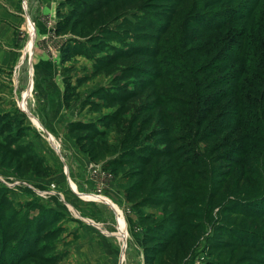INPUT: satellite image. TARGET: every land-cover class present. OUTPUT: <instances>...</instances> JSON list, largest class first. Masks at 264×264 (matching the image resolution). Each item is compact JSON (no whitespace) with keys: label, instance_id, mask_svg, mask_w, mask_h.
I'll return each mask as SVG.
<instances>
[{"label":"rangeland","instance_id":"obj_1","mask_svg":"<svg viewBox=\"0 0 264 264\" xmlns=\"http://www.w3.org/2000/svg\"><path fill=\"white\" fill-rule=\"evenodd\" d=\"M59 1L37 0L18 56L0 67V264H145L143 246L156 248L149 264H264V96L247 91L235 127L227 100L203 99L225 88L209 82L237 61L194 76L184 67L202 71L229 37L200 34L194 16L254 8L225 29L259 43L264 0H77L78 27L95 45L64 63L74 35L55 32ZM181 45L189 50L177 57ZM192 78L202 82L194 97ZM146 147L157 156L147 166L133 158Z\"/></svg>","mask_w":264,"mask_h":264},{"label":"trees","instance_id":"obj_2","mask_svg":"<svg viewBox=\"0 0 264 264\" xmlns=\"http://www.w3.org/2000/svg\"><path fill=\"white\" fill-rule=\"evenodd\" d=\"M102 1H108V0H102ZM98 2V1H97ZM251 4H253L252 0L248 1ZM82 4V2H79L77 0H66L64 3L62 2V0L59 1V4L57 5L56 8V24H55V32L56 34H60V35H64L68 32L72 33L74 35V37L72 39H70L66 45L61 48V61L67 62L69 61L73 55L78 54V53H83V45L88 44V46L90 47H94L95 45V38L92 35H85L82 32V28H79L78 25L80 22H78L77 20V16L78 11L77 8L79 5ZM64 5H67L69 8V12L70 14H63L61 9L64 7ZM82 7V6H81ZM74 8V9H73ZM73 9V10H72ZM232 9H235L234 7H232ZM232 9H231V13L230 14H225L226 12H224V14L220 15V14H216V12H213L212 14H209L207 17H202L203 14L197 15L193 17V20L196 23V26L198 27V31L201 33L204 32H211V31H216L217 28L219 29L222 36H229L227 39L222 40V42H219V44L216 46V48H219L218 52L216 53V55L214 57H212L211 61H210V65L206 66L205 69H203L202 71H197L199 68H201L200 66L196 67V65L191 62L190 60L185 61L186 66L183 65V63L178 60V62H180L181 66L183 65L184 67H186V74H187V69H190L189 74L190 76H194L195 75H200L199 73H204L205 71H213V68L215 66H212V64L217 60V59H221L219 60V62H228V61H237V64L234 66H231L229 69L226 70H222L221 75L218 77H215L211 82L209 87H220V86H225L224 89H222L220 92H218L217 94H213L212 96V101L210 100V97L208 98V96H206V100L203 99V104H205L207 102V100H209V103H211L212 105H218L219 103H221V101L227 100L226 103H229V107L230 109L224 113H228L231 116L235 117V121L234 124L235 127L238 126H242L243 127V123L241 124L240 117L241 116H246L247 112H248V108H244V104L247 103L246 101L252 99L253 97L250 96V94H247V91L252 92L253 95L259 96V97H263L264 96V39H262L259 43H255V41L253 40V38L249 35L246 34V32H232L231 34L226 32V26H228L231 22H233L234 20H238V19H243V18H247L249 16H252V13L254 11V8L252 9L251 7L247 8L246 13H244V10L242 12V8L237 9L238 13H232ZM233 14V15H231ZM231 15V16H229ZM165 24L163 22H158L157 25H154L153 29H155L158 33H160V31L164 28ZM220 27V28H219ZM225 29V30H224ZM98 37V36H97ZM94 38V39H93ZM82 41H85L82 42ZM179 42V41H178ZM202 50L205 48H203L202 45L199 46ZM209 47V46H208ZM181 49V52H179V55L177 57H181L183 56L187 50H189V48H184L182 50V45L178 48V50ZM196 49H198L196 47ZM153 50V49H152ZM154 51V50H153ZM167 51H170L171 54L168 53V56H166L164 53ZM161 52V51H159ZM162 53L165 55L166 58L168 59H174L175 60V56L176 53L173 54V49L172 47L167 43L166 44V48H163ZM159 54V53H158ZM187 59V58H186ZM177 62V61H176ZM167 62H165L166 64ZM179 64V65H180ZM182 66V67H183ZM188 66V68H187ZM202 67H205L202 65ZM163 71L161 72V74L166 73V75L170 74L169 73V69L168 67H163ZM152 75H157L154 74V72H152ZM165 79H168L169 77L163 76ZM244 79H248L246 82H244ZM191 81V86L193 88V90H191V94L190 97H194L196 96L197 91L200 89H202V82L200 80L197 79H190ZM207 83V84H209ZM248 85H252L254 87L250 86L248 87ZM171 96L175 97L174 94H172ZM169 96V97H171ZM165 98V96L163 97ZM162 98V100H164ZM168 98V97H167ZM166 99V98H165ZM175 99V98H174ZM255 99V98H254ZM160 101V99H158ZM167 101V99H166ZM168 103L172 104L174 106V103L176 102L174 100V102H169ZM183 103H185L183 101ZM191 107L193 108V110L196 111V114H199L200 111L203 112V109L200 110L201 108L198 107L197 104L191 103ZM175 109V107H173ZM193 114V113H192ZM223 114V112H220L218 115ZM7 115H2L3 117V123L0 124L1 130L6 131L8 130V119H5ZM203 118H200V120H202ZM214 125V124H213ZM212 125V126H213ZM219 130L220 129H227L226 126H218L215 125ZM249 126V125H248ZM247 125H245V127H248ZM244 128V127H243ZM218 130V131H219ZM205 133L202 132L201 136H204ZM247 134L245 135V137L242 136V140H246L247 139ZM241 140V141H242ZM242 145V144H241ZM146 149L144 150H137L139 151L138 154H135L133 158H136V160L140 163H143L144 165L147 166V164H149L150 159L148 157L152 158H157V156L153 155L154 153H156L154 150L150 149L149 147H146ZM19 149V148H18ZM245 149H239V153H236L235 155H237L238 157L242 156L244 153ZM163 156L166 157H170L168 156V154L163 153ZM170 168V166H169ZM165 173L166 176L168 177L167 179H170L169 177L172 175V172H168L166 171ZM155 178V177H154ZM146 200V199H145ZM264 213V212H263ZM230 229V228H229ZM158 233H160L161 235L163 233H167L168 231L166 229H162L159 228ZM237 240V242L239 241L238 239L233 240L234 242ZM264 249V246H263ZM143 252H144V257L146 259L145 264H149L147 260H149V258L151 257V255H154L156 252V248L154 250L153 247H149V246H143ZM205 264H212V263H205Z\"/></svg>","mask_w":264,"mask_h":264},{"label":"crops","instance_id":"obj_3","mask_svg":"<svg viewBox=\"0 0 264 264\" xmlns=\"http://www.w3.org/2000/svg\"><path fill=\"white\" fill-rule=\"evenodd\" d=\"M21 1L22 0H0V67L2 68H6L7 65L14 63L15 58L18 56L16 46L21 44V40L19 39V35L17 34H19V31L21 33L24 15L25 17L28 16L29 18H31L30 15L34 16V13L35 16L38 15V13L36 12L38 8L33 7L36 6L37 0H26L27 10H24L25 14L22 11ZM17 48L19 49L18 46ZM49 67V64H43L41 67L42 71L40 70V72L46 74L48 71L47 68ZM33 72L35 73V71ZM28 95H30V88L28 89L27 93H24V98H26V96ZM21 106L27 112V105L25 101ZM32 120L35 125L40 126L36 119L32 118ZM50 141L53 142L52 145L55 147L56 140L53 138V136H51ZM109 201L112 202V200Z\"/></svg>","mask_w":264,"mask_h":264},{"label":"built area","instance_id":"obj_4","mask_svg":"<svg viewBox=\"0 0 264 264\" xmlns=\"http://www.w3.org/2000/svg\"><path fill=\"white\" fill-rule=\"evenodd\" d=\"M23 2H25V1L23 0Z\"/></svg>","mask_w":264,"mask_h":264}]
</instances>
